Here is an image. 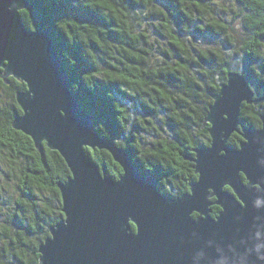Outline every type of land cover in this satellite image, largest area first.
<instances>
[{"label": "trees", "instance_id": "trees-1", "mask_svg": "<svg viewBox=\"0 0 264 264\" xmlns=\"http://www.w3.org/2000/svg\"><path fill=\"white\" fill-rule=\"evenodd\" d=\"M19 13L27 29L49 31L69 89L96 131L125 148L168 196L188 192L197 178L185 157L209 145L203 120L228 72L243 74L262 98L240 110L242 126L260 127L264 0H30ZM16 81H0L8 97L0 106V173L18 192L11 223L2 225L0 264H36L39 244L63 220L57 183L70 171L57 151L43 143L41 155L30 137L12 128L21 114L14 94L25 90ZM240 141L233 133L227 144L237 148ZM84 151L118 179L122 170L108 152ZM210 209L216 216L219 207Z\"/></svg>", "mask_w": 264, "mask_h": 264}, {"label": "water", "instance_id": "water-1", "mask_svg": "<svg viewBox=\"0 0 264 264\" xmlns=\"http://www.w3.org/2000/svg\"><path fill=\"white\" fill-rule=\"evenodd\" d=\"M29 4L0 0V57L9 61L0 75L25 85L14 94L23 111L11 126L41 155L43 143L57 151L70 171L57 183L63 220L39 244L36 264H264V113L257 129L240 124L241 105L262 100L244 75L228 72L212 95L203 120L209 145L185 157L197 178L171 197L139 172L125 148L96 131L69 89L49 31L23 24L19 11ZM233 133L241 137L237 148L227 144ZM84 148L108 152L122 170L118 179Z\"/></svg>", "mask_w": 264, "mask_h": 264}, {"label": "rangeland", "instance_id": "rangeland-1", "mask_svg": "<svg viewBox=\"0 0 264 264\" xmlns=\"http://www.w3.org/2000/svg\"><path fill=\"white\" fill-rule=\"evenodd\" d=\"M237 68L241 63L234 64ZM7 95L0 91V106L4 105L7 100ZM16 185L8 179L4 180L0 173V247L4 245L3 241V227L2 225H9L11 214L15 211V199L17 197Z\"/></svg>", "mask_w": 264, "mask_h": 264}, {"label": "snow or ice", "instance_id": "snow-or-ice-1", "mask_svg": "<svg viewBox=\"0 0 264 264\" xmlns=\"http://www.w3.org/2000/svg\"><path fill=\"white\" fill-rule=\"evenodd\" d=\"M100 2L103 3L104 0H100ZM107 6L110 7L111 5H107ZM61 27H64V25H61ZM8 63H9V61H8L6 58L0 57V67L6 65V64H8ZM7 78H8V77H6V76H4V75H0V81H3L4 79H7ZM16 82H17V83H20L19 80H17ZM21 111H23V109H21ZM57 113H58V115L63 116V113H61L59 109H57ZM5 142H6V141H5ZM262 187H264V186H262Z\"/></svg>", "mask_w": 264, "mask_h": 264}]
</instances>
